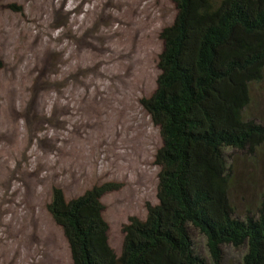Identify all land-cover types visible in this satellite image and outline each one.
<instances>
[{
  "label": "rangeland",
  "instance_id": "1",
  "mask_svg": "<svg viewBox=\"0 0 264 264\" xmlns=\"http://www.w3.org/2000/svg\"><path fill=\"white\" fill-rule=\"evenodd\" d=\"M176 14L171 0H0V264H72L53 187L71 200L112 186L101 202L117 253L129 220L157 204L162 141L140 100L155 92L160 33ZM251 95L248 113L264 121V79ZM233 158L243 211L264 195V148Z\"/></svg>",
  "mask_w": 264,
  "mask_h": 264
},
{
  "label": "trees",
  "instance_id": "2",
  "mask_svg": "<svg viewBox=\"0 0 264 264\" xmlns=\"http://www.w3.org/2000/svg\"><path fill=\"white\" fill-rule=\"evenodd\" d=\"M171 1L177 14L160 33L157 87L140 100L162 141L157 204L144 220H129L117 253L101 202L112 186L71 200L53 187L48 210L72 264H227L229 250L241 249L237 264H264V195L239 211L231 163L235 153L256 158L264 148V121L248 113L251 88L264 79V0Z\"/></svg>",
  "mask_w": 264,
  "mask_h": 264
}]
</instances>
